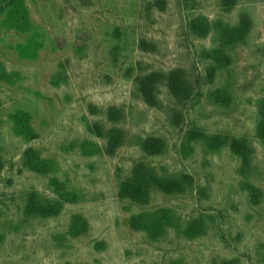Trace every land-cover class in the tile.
<instances>
[{"label": "rangeland", "instance_id": "1", "mask_svg": "<svg viewBox=\"0 0 264 264\" xmlns=\"http://www.w3.org/2000/svg\"><path fill=\"white\" fill-rule=\"evenodd\" d=\"M198 16L210 21L206 38L188 27ZM243 20L242 39L225 35ZM142 38L156 50L143 52ZM139 63L185 69L193 97L180 104L161 87L149 107ZM0 66V264H264V0H0ZM19 112L32 132L16 131ZM96 125L125 131L113 155ZM224 135L249 141L250 167L215 140ZM150 137L164 141L161 154L143 150ZM32 150L49 171L30 169ZM138 162L183 192L121 198ZM32 193L60 212L27 215ZM162 209L161 236L131 226Z\"/></svg>", "mask_w": 264, "mask_h": 264}, {"label": "trees", "instance_id": "2", "mask_svg": "<svg viewBox=\"0 0 264 264\" xmlns=\"http://www.w3.org/2000/svg\"><path fill=\"white\" fill-rule=\"evenodd\" d=\"M230 0H227L229 4ZM246 20V19H244ZM242 22L241 26L236 29H227L225 35L233 40L242 39L249 27L247 21ZM189 29L197 36L206 38L210 34L211 24L208 18L198 16L190 21ZM224 33V32H223ZM86 36V35H84ZM225 37V36H224ZM226 38V37H225ZM80 45V43L78 42ZM139 47L143 52H154L156 50V43L142 38ZM215 58L219 60H226V55L222 51H213ZM139 63V73L135 78L137 90L143 101L153 108L161 105L160 90L165 87L169 94L180 104L188 102L195 93L194 82L189 78L185 69L178 68L168 72L164 71H143ZM4 74L3 68L0 66V79ZM120 112L111 108L108 111V116L111 121L120 117ZM29 115L27 113L19 112L12 117L16 131L19 134H24L25 131L32 132L29 127ZM105 130V131H104ZM95 131L101 138L106 139V152L113 155L125 143V131L119 127L111 126L103 129L102 126L96 125ZM259 136L264 140V105L262 106V121L259 124ZM217 142H229L231 150L240 158L243 163L250 167L253 149L249 141L245 138L236 139L228 136L216 137ZM143 150L150 156L159 155L164 151L165 143L159 138H148L142 145ZM31 170L38 173H45L51 169V166L38 156L32 150ZM248 190L253 196L259 197L260 191L252 185H247ZM183 188L179 180L174 178L163 177L153 168L143 162H138L133 166L131 176L123 181L120 185L119 194L121 198L130 199L138 204H148L152 198L154 191L166 195H175L183 192ZM48 203V202H47ZM61 210V205L57 201L53 203L44 204L37 197L36 193L29 196V201L26 205L27 215L50 216L57 215ZM167 210L162 209L153 214L143 213L131 219V226L136 230H142L151 238L161 236L165 229L166 223L169 220ZM76 226V225H75ZM173 264H183L180 261H175ZM219 264H233L230 261H223Z\"/></svg>", "mask_w": 264, "mask_h": 264}]
</instances>
